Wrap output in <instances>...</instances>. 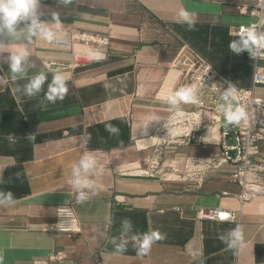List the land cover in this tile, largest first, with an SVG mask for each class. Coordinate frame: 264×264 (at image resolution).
Wrapping results in <instances>:
<instances>
[{
    "label": "crops",
    "instance_id": "1",
    "mask_svg": "<svg viewBox=\"0 0 264 264\" xmlns=\"http://www.w3.org/2000/svg\"><path fill=\"white\" fill-rule=\"evenodd\" d=\"M257 3L72 0L64 5L40 0V19L51 23L52 14H58L62 25L53 30L63 37L54 42L9 40L0 49V191L13 192L17 201L0 206V264H264V195L240 209V188L229 180L233 166H222L198 187L163 181L159 170L153 176L140 173L155 145L164 151V169L175 158H210L235 143L233 135L220 137L219 124L207 128L204 123L189 135L162 133L160 126L174 112L162 97L182 85L180 69L171 67L182 41L235 86L251 87L253 69L264 67V57L232 53L228 45L237 37L228 28L261 19L264 31V0L259 15L246 14ZM181 10L193 14L194 30L177 23ZM80 33L105 37L106 43L75 41L73 36ZM22 49L30 52L28 77L44 71L50 82L55 70L65 74L69 91L63 101L45 99L47 83L35 97L15 91L27 78L12 81L7 59ZM86 49L100 50L107 58L90 61ZM76 58L84 66L68 68ZM108 82L115 90L104 87ZM253 93L264 99V85ZM106 124L117 126L119 135L109 134ZM10 133L13 140L7 138ZM33 133L29 140L26 136ZM88 152L98 161L100 170L92 178L99 191L77 204L68 181L73 164ZM258 153L264 158V139L258 142ZM197 208L230 210L235 219L196 222ZM69 215L79 230L60 229ZM122 218L131 219L133 233L159 230L165 239L139 256L130 233L127 251L116 253L105 234L117 242L125 238ZM236 224L244 229V243L230 250L218 236ZM56 254L60 260L51 259Z\"/></svg>",
    "mask_w": 264,
    "mask_h": 264
},
{
    "label": "clouds",
    "instance_id": "2",
    "mask_svg": "<svg viewBox=\"0 0 264 264\" xmlns=\"http://www.w3.org/2000/svg\"><path fill=\"white\" fill-rule=\"evenodd\" d=\"M60 3L68 5L72 0H60ZM40 0H0V49L5 47L9 40L19 41L22 39H31L33 37L39 38L46 42H54L61 39L64 33L54 31L53 26L57 29L62 25L58 14H52V22H45L40 19L39 14ZM177 23L187 24L188 30L195 29V19L192 13L187 10H181L178 13ZM229 50L239 55L246 51L252 59H255L264 51V31H259L256 25H251L242 29L238 37L229 42ZM85 55L90 61H100L106 59L104 52L100 50L86 49ZM30 52L27 49H22L18 53H11L8 56V69L11 73V80L27 78V83L23 88L17 87L16 92H23L28 97H35L43 89L47 83V90L45 92V99L49 103H56L58 100L63 101L68 94L67 77L65 74L57 69L52 73L51 81H48V75L44 72H38L31 77H28ZM211 65L209 66L210 69ZM121 84L124 80L120 77L116 78ZM227 88L223 89L220 95V101L217 110L222 114L223 119L229 125H240L242 122L247 124L249 122V114L245 107L238 103L239 90L235 84L226 82ZM203 83L188 84L176 89L162 99L170 105L174 111L175 116H184L181 109L182 104L197 105L201 103V89ZM106 89L115 90L111 82L105 83ZM156 120V118H153ZM174 122L169 119L165 124L168 125ZM200 120L194 124L198 125ZM193 128V127H192ZM189 130V132L192 130ZM105 130L111 135H119V128L112 124H106ZM29 140L35 138L34 133L26 136ZM9 140L14 139L13 134L7 137ZM91 139V134H87V140ZM100 170L98 168V161L93 152H88L79 158L72 166L71 178L68 183L75 193V202L83 204L92 196L98 194L99 189L96 186L93 175ZM20 173H16L19 178ZM2 178V173H0ZM2 182V181H0ZM16 198L11 191H0V206H10L16 203ZM109 225L113 223L111 215L107 217ZM122 237L117 242L116 238H109L105 234V238L109 243L114 245L116 253H124L127 251V236L131 233V240L135 242L136 253L139 256H146L150 253L153 244L157 241L165 239V234L159 230H152L149 232H135L133 233V223L130 218H122L120 221ZM218 239L223 242L228 249H238L244 243V229L241 225L236 224L234 228L229 229L226 233L218 236Z\"/></svg>",
    "mask_w": 264,
    "mask_h": 264
},
{
    "label": "built area",
    "instance_id": "3",
    "mask_svg": "<svg viewBox=\"0 0 264 264\" xmlns=\"http://www.w3.org/2000/svg\"><path fill=\"white\" fill-rule=\"evenodd\" d=\"M262 8V0H258L255 7L246 10V14L250 16L259 15V10ZM262 21L259 19L255 22H250L246 25H233L228 28V33L231 37H238L239 32L251 25H256L260 31ZM75 41L90 44L95 46H103L106 43L105 37L91 36L80 33L73 36ZM264 57V51L260 53L257 58ZM211 64L192 46L186 42H181L178 47L177 54L173 60L171 67L179 68L181 71L182 86L203 83L201 89V103L197 105L183 104L185 106L182 111L184 115L190 116L194 113H199L201 119L198 125L194 124L197 120L193 118H183L174 120V122H181L184 126L182 133L189 135L191 132L199 130L203 127L205 121H210L207 128L215 124H219L220 137L222 139L233 135L235 143L231 146H223L221 151L210 158H175L168 166L162 163L161 148L154 147L153 152L146 158V170L143 174L146 176H153L155 169L158 167L159 176L161 180L166 182H183L188 185L198 187L206 177L215 174L224 165L233 166V170L229 175V180L237 184L240 188L238 200L240 209L244 208L252 199L257 196L264 195V158L259 156L258 142L264 139V99L254 95L253 90L258 85H264V67L256 65L253 69L251 87L242 88L239 90L238 103L243 105L249 114V122L247 124L229 125L223 119L222 114L217 110L218 104L221 103L220 95L223 89L227 88L226 82L232 81L222 74L219 70ZM84 66L77 58L68 68L74 69ZM174 115L171 114L170 118ZM169 118V119H170ZM168 119V120H169ZM167 120V121H168ZM187 126V128H186ZM193 127V128H192ZM191 129L189 132L185 129ZM185 139V138H184ZM185 144L189 143L190 139L187 137L183 140ZM183 143V142H182ZM157 172V171H156ZM174 176H177L175 178ZM196 222L201 221H224L231 222L235 219L234 212L220 208H197L195 209ZM69 222V223H68ZM74 218L69 215L67 217V224L63 225L62 230H79L75 225ZM48 230H53L54 226H49ZM55 229L56 226H55ZM52 260H60V254H56L51 258Z\"/></svg>",
    "mask_w": 264,
    "mask_h": 264
},
{
    "label": "rangeland",
    "instance_id": "4",
    "mask_svg": "<svg viewBox=\"0 0 264 264\" xmlns=\"http://www.w3.org/2000/svg\"><path fill=\"white\" fill-rule=\"evenodd\" d=\"M166 123H167V121L164 124H162V126H160V127H161V130H162L161 131L162 133L167 132V136L170 135L171 137H176V134L182 133V130L184 129V126L181 124V122H173L172 124L168 125L167 128L165 127ZM204 123L207 124V125H210V121H204L203 124ZM186 128H187V126H186ZM200 130H202V127H200L199 130H197V132L200 131ZM155 146L158 147V148H161L160 146H157V145H155ZM155 146H153V149H154ZM163 153H164V151L162 152V156H163ZM159 169L160 168L158 167L157 169H155V171H157ZM143 170L145 171L146 169H143ZM175 182H177V181H175Z\"/></svg>",
    "mask_w": 264,
    "mask_h": 264
},
{
    "label": "bare ground",
    "instance_id": "5",
    "mask_svg": "<svg viewBox=\"0 0 264 264\" xmlns=\"http://www.w3.org/2000/svg\"><path fill=\"white\" fill-rule=\"evenodd\" d=\"M183 118H193L195 120H200L201 119V115L199 113H194V114H191L190 116H186L184 115L183 117H180V116H175L173 115L171 119L173 120H179V119H183ZM211 130H213L212 128H210ZM215 129V128H214ZM186 131H189L190 129H185ZM184 131V132H186ZM215 132V130H213ZM130 169V168H129ZM138 171V169H136ZM136 170H134V173H136ZM133 171V170H132ZM131 171V172H132ZM143 171L140 170V173H142ZM175 178H177V176H174Z\"/></svg>",
    "mask_w": 264,
    "mask_h": 264
},
{
    "label": "trees",
    "instance_id": "6",
    "mask_svg": "<svg viewBox=\"0 0 264 264\" xmlns=\"http://www.w3.org/2000/svg\"><path fill=\"white\" fill-rule=\"evenodd\" d=\"M214 67V66H213ZM218 70V69H217ZM223 74V73H222ZM226 76V75H225Z\"/></svg>",
    "mask_w": 264,
    "mask_h": 264
}]
</instances>
